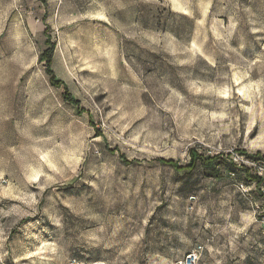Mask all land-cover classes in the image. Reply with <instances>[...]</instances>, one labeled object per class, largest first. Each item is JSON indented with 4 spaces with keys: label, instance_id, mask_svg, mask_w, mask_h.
<instances>
[{
    "label": "rangeland",
    "instance_id": "1",
    "mask_svg": "<svg viewBox=\"0 0 264 264\" xmlns=\"http://www.w3.org/2000/svg\"><path fill=\"white\" fill-rule=\"evenodd\" d=\"M253 154L264 0H0V264H264Z\"/></svg>",
    "mask_w": 264,
    "mask_h": 264
},
{
    "label": "trees",
    "instance_id": "2",
    "mask_svg": "<svg viewBox=\"0 0 264 264\" xmlns=\"http://www.w3.org/2000/svg\"><path fill=\"white\" fill-rule=\"evenodd\" d=\"M45 1V0H44ZM48 44L50 45L42 54H41V58L44 59L46 61V68L47 71L49 73V75L51 76V82L56 84V85H62L65 84V81L58 78L55 71L52 69V57H53V53H54V49H55V45L52 44L51 40H48ZM64 97L65 100L72 103V104H76L78 105L80 102L79 100H77L73 94L70 92V90L68 89V86L65 84V93H64ZM100 134V133H99ZM118 149H115L114 151H117ZM244 154H248L247 152H245ZM254 157L261 159L262 161H264V157L260 156L261 154H253ZM190 156H191V160L189 163L181 165V166H177V163L174 160H165L164 158H159V161L162 162H167L173 166H176L178 169L180 170H187V171H193L194 169H196V167L198 166V164L201 163H209L213 160L218 159L220 156L219 155H214V156H209L206 157L203 154H199L198 150L195 147H191L190 148ZM121 157L124 159V161L127 164L132 163L131 161H129L126 156L124 154H121ZM256 179L259 180L260 183H262V178H260L259 176L256 177Z\"/></svg>",
    "mask_w": 264,
    "mask_h": 264
},
{
    "label": "built area",
    "instance_id": "3",
    "mask_svg": "<svg viewBox=\"0 0 264 264\" xmlns=\"http://www.w3.org/2000/svg\"><path fill=\"white\" fill-rule=\"evenodd\" d=\"M204 247L201 244H196L187 251L184 258L177 264H199L203 255Z\"/></svg>",
    "mask_w": 264,
    "mask_h": 264
},
{
    "label": "water",
    "instance_id": "4",
    "mask_svg": "<svg viewBox=\"0 0 264 264\" xmlns=\"http://www.w3.org/2000/svg\"><path fill=\"white\" fill-rule=\"evenodd\" d=\"M76 264V263H75ZM93 264H103L102 262H95V263H93Z\"/></svg>",
    "mask_w": 264,
    "mask_h": 264
}]
</instances>
